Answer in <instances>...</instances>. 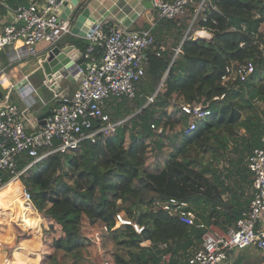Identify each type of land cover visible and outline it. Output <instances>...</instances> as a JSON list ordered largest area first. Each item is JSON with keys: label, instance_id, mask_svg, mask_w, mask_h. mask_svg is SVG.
Instances as JSON below:
<instances>
[{"label": "trees", "instance_id": "obj_1", "mask_svg": "<svg viewBox=\"0 0 264 264\" xmlns=\"http://www.w3.org/2000/svg\"><path fill=\"white\" fill-rule=\"evenodd\" d=\"M199 4L152 29L155 43L145 52L135 97L112 98L105 106L111 121L125 120L115 132L55 153L22 176L32 209L48 228L39 246L41 230L28 226L34 216L22 213L15 223L30 236L12 247L9 258H36L28 248L39 246L40 264H98L113 240L127 249L109 260L115 264H189L203 229L157 205L171 198L187 201L206 223L236 227L252 197L248 158L264 136V0H208L197 13ZM241 24L244 30L233 28ZM202 30L212 38L195 39ZM76 44L83 52L89 46ZM103 54L95 46L92 55L101 60ZM249 62L254 71L246 80L222 84L231 64ZM183 104L211 113L188 132L194 118ZM121 212L144 227L142 233L132 226L112 231ZM95 223L108 229L99 235L101 250L86 235ZM147 240L151 245L142 247Z\"/></svg>", "mask_w": 264, "mask_h": 264}, {"label": "built area", "instance_id": "obj_2", "mask_svg": "<svg viewBox=\"0 0 264 264\" xmlns=\"http://www.w3.org/2000/svg\"><path fill=\"white\" fill-rule=\"evenodd\" d=\"M69 1L31 0L28 5L15 10L12 21L3 22L0 18V51L13 46V55L21 58L25 54L35 55L38 42L44 41L50 45L60 42L71 31L72 25L61 18L62 10ZM197 1L153 0L148 27L130 30L119 25L97 23L88 36L89 46L81 55L85 66L77 67L79 85L72 98L63 99L64 103L53 107L46 123L33 132L27 131L25 124L32 112L31 106L9 101V92L13 89L23 97L27 96L24 89L30 85L29 81L25 78V85L16 89L13 86L7 88V96L0 100V216L6 208L24 201V198L31 200L22 176L36 164L55 153L72 152L80 148L84 141L94 142L100 134L116 131L125 120L111 121L105 106L112 98L135 97L137 83L146 72L145 52L155 43L152 29L161 19H173ZM206 1L200 0L197 13ZM233 28L244 30L246 26L241 24ZM197 33V36L206 34L212 38V34L206 30ZM95 46L104 49L101 60L92 55ZM253 71L254 66L250 62L233 63L228 67L222 84L232 85L238 78L244 81ZM182 110L194 118L186 128L188 132L196 128L197 121L204 120L211 113L202 105L183 104ZM151 127L157 129L154 124ZM157 132H161V129ZM247 166L252 180V197L236 227L224 230L215 223L204 222L184 200L171 198L157 202L169 216L203 229L202 244L188 256L189 264H234L235 252L246 248H255L264 253V136L260 146L249 156ZM29 208H33L32 202ZM124 226H132L138 234L144 230L121 212L116 215L112 231ZM105 230L108 231L107 228ZM88 239L101 250L98 234L91 233ZM140 245L149 246L151 241H144ZM168 259L169 255H166L165 261ZM101 264L115 263L105 260Z\"/></svg>", "mask_w": 264, "mask_h": 264}, {"label": "crops", "instance_id": "obj_3", "mask_svg": "<svg viewBox=\"0 0 264 264\" xmlns=\"http://www.w3.org/2000/svg\"><path fill=\"white\" fill-rule=\"evenodd\" d=\"M145 0H80V4L87 6L91 12L92 18L96 20L98 24L111 26L119 25L126 27L130 30H134L139 27H148L147 20L151 18V10L147 9L143 4ZM31 2L28 1L27 5ZM69 2L65 4L64 7L69 6ZM22 6L17 3L16 0H0V7L2 12H0V18L3 22H10L14 17L16 8ZM76 7L71 15L68 18V21L71 25L75 18ZM65 9L63 8L62 14H64ZM89 42L88 38H81L73 36L70 33L65 35L60 42L67 44H72L75 47L81 48L76 44L79 41ZM50 44L44 41L38 42L35 45L36 54L35 55H23L21 58L13 55V46H9L0 51V83L7 89L10 86H13L15 89L20 87L22 84L25 85V78L29 81L30 85L24 89V92L27 96L23 97L19 91L12 90L9 92V101L11 103H16L21 106H31L32 112L29 115L28 120L25 122L26 129L29 132H33L41 124L40 117L46 113L48 110L52 109L54 103L60 104L59 101L63 99L72 98L75 89L79 85V80L76 77H73V80L64 79L61 84H56L55 89L46 87L45 80L46 77L41 68V60L44 58L46 51L50 49ZM81 52H83L81 50ZM31 201V200H30ZM33 206V205H32ZM32 209V208H31ZM25 213V212H23ZM27 214V213H25ZM32 214L35 212L32 209ZM39 221H42L44 227H48L46 221L41 219L39 216ZM31 221L36 222V219ZM39 221L37 220L36 225L29 224L30 228L36 232L40 228ZM41 229V228H40ZM43 229L41 230V238L43 234ZM9 233V231H8ZM17 234L15 233L11 237V242L7 245H12L16 242ZM7 235V234H6ZM22 238L26 236V239H23V242H27L30 234H25L19 232ZM40 238L39 246L42 243ZM16 244V243H15ZM6 245V244H5ZM28 248L29 250H37L39 248ZM30 252V251H29ZM36 258H5L7 253H2L0 256V264H40V257L37 253H32ZM235 263L234 264H258L259 261L264 264V253L255 249V248H246L239 250L234 254Z\"/></svg>", "mask_w": 264, "mask_h": 264}, {"label": "water", "instance_id": "obj_4", "mask_svg": "<svg viewBox=\"0 0 264 264\" xmlns=\"http://www.w3.org/2000/svg\"><path fill=\"white\" fill-rule=\"evenodd\" d=\"M79 2L80 0H71L69 6L64 7L65 12L61 15L62 20L68 21L69 16L72 11L78 7ZM143 5L147 9H151L153 7V0H145ZM96 24L97 22L94 18H92L89 8L80 4L75 12V18L71 26L70 34L81 38H88L90 32L94 29ZM50 46V49L46 51V54L40 64L46 77V87L55 89L56 84H61L64 79L73 80V77L78 78V76H76L77 67L79 65L84 67L85 62L81 56V50L72 44L65 45L62 42H58L57 44ZM7 94L8 90L0 83V100L7 96ZM64 102L65 100L59 101L60 104ZM50 114L51 109L40 117L39 120H41V125L46 123V118Z\"/></svg>", "mask_w": 264, "mask_h": 264}, {"label": "rangeland", "instance_id": "obj_5", "mask_svg": "<svg viewBox=\"0 0 264 264\" xmlns=\"http://www.w3.org/2000/svg\"><path fill=\"white\" fill-rule=\"evenodd\" d=\"M263 25H262V27H263V31H264ZM197 34H198L197 32L194 34L195 39H199V38L206 39V40L211 39V38H208L206 34L200 35L202 37L197 36ZM150 100H151V98H150ZM154 160H155V154L152 153L149 155L148 160H147V164H148L150 169H153ZM224 198H227V195H225ZM22 203H23V201L21 200L20 202L12 205L11 207L6 208L3 211L2 215L0 216V256L2 255V253L5 252V253H7V255H6L7 257H5V258H9L8 253L11 252L12 247L15 246V243L16 244L22 243V241H24L23 239H26V236L24 238H22L20 235H18L19 234L18 230L20 229V226L15 223V220H16V222H18L20 220V218L22 217V213L24 212L23 207H22ZM32 215H33L32 209L29 208L28 209V215L26 217H29L30 219H32L31 217L36 216V214H34L33 216ZM33 219H36V222H37V220L39 221L38 217L37 218L34 217ZM36 222H33L32 225H36ZM41 224H42L41 221H39V226L41 229L39 228L38 231L36 230L37 233H39L40 230H42ZM46 228H48V227H44L43 233H44V230ZM104 229H105V227L103 228L100 225H97L95 223V224H92V230L90 232H87L86 235L88 236L91 233L101 235L102 231L105 232ZM8 231H9V233H8ZM15 233H18L16 242L14 244H12L11 246L7 245L9 242H11V237ZM28 233L29 232H25V234H28ZM21 238H22V241H21ZM108 245H109V247L105 251L106 253L104 254V252H102V257L99 259L98 264H101V262L105 261V260H112L113 261L114 257L117 254H125L127 252V249L125 246L118 245L113 240H111ZM29 251L32 253H36L35 250H29ZM235 260L236 259L234 258V263H235ZM258 264H262V262L259 261Z\"/></svg>", "mask_w": 264, "mask_h": 264}, {"label": "bare ground", "instance_id": "obj_6", "mask_svg": "<svg viewBox=\"0 0 264 264\" xmlns=\"http://www.w3.org/2000/svg\"><path fill=\"white\" fill-rule=\"evenodd\" d=\"M30 203L31 202H30V200H28V198H24V201L22 203V207H23L24 212L27 214H28V207H29ZM32 223H33V221H31L29 224H32Z\"/></svg>", "mask_w": 264, "mask_h": 264}]
</instances>
